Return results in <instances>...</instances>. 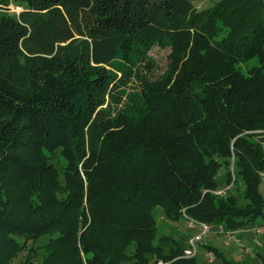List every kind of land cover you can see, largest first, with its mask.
<instances>
[{"label":"trees","instance_id":"trees-1","mask_svg":"<svg viewBox=\"0 0 264 264\" xmlns=\"http://www.w3.org/2000/svg\"><path fill=\"white\" fill-rule=\"evenodd\" d=\"M263 169L264 0H0V264H198L156 210L264 226Z\"/></svg>","mask_w":264,"mask_h":264},{"label":"rangeland","instance_id":"rangeland-1","mask_svg":"<svg viewBox=\"0 0 264 264\" xmlns=\"http://www.w3.org/2000/svg\"><path fill=\"white\" fill-rule=\"evenodd\" d=\"M195 6L198 10L211 7L217 0H194ZM8 11L11 14H19L23 8L19 5L10 4ZM167 49H160L154 47L150 51L151 57L157 63V72L161 73L167 62ZM59 169L63 160L53 161ZM260 182L258 185L259 192L264 196V169L259 172ZM219 188L214 191H223L225 194H229L237 199L238 203L244 204L243 191L245 185L243 182H239L235 186L227 183L224 177V170H222L218 176ZM157 219V237L155 243L160 245L164 252H168L171 248H175V245H180L184 251L190 244L192 237L200 233L199 227H191L189 221L181 219L179 221H172L167 218L165 213L161 209H157L155 212ZM259 225L249 226L244 229L235 231L225 230L220 226H210V232L204 234L200 241L196 244V253L188 258H195L198 264H223L218 259L212 249H216L223 257L231 264H264V228L261 233H255L254 228ZM261 227V226H260ZM225 233H232L233 239H228ZM161 237L167 238V241H160ZM23 239H20L22 242ZM46 239L28 240L22 249L17 250L14 256L7 262V264H41L42 261V246L45 244ZM246 248L250 249V252H246Z\"/></svg>","mask_w":264,"mask_h":264},{"label":"built area","instance_id":"built-area-1","mask_svg":"<svg viewBox=\"0 0 264 264\" xmlns=\"http://www.w3.org/2000/svg\"><path fill=\"white\" fill-rule=\"evenodd\" d=\"M219 195H224L225 192L223 191H220V192H217ZM189 224L191 227H199L200 228V233L194 237H192V239L190 240V244L188 245L187 249L184 251V256L185 257H191L192 255H194L196 253V244L198 243V241H200V239L202 238V236L208 232H210V226L209 225H206V224H198L196 222H193L191 220H189ZM262 228H264V226H256L254 228V232L255 233H261L262 232ZM227 235V238L228 239H235L234 238V235H232V233H225ZM235 241V240H234ZM246 252L249 253L250 252V249H247L246 248Z\"/></svg>","mask_w":264,"mask_h":264}]
</instances>
